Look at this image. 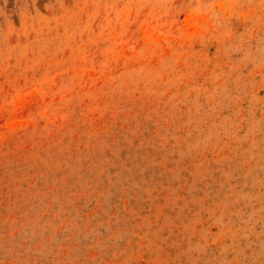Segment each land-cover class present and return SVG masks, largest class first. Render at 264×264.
I'll list each match as a JSON object with an SVG mask.
<instances>
[{"label":"rangeland","instance_id":"374dc122","mask_svg":"<svg viewBox=\"0 0 264 264\" xmlns=\"http://www.w3.org/2000/svg\"><path fill=\"white\" fill-rule=\"evenodd\" d=\"M0 264H264V0H0Z\"/></svg>","mask_w":264,"mask_h":264}]
</instances>
